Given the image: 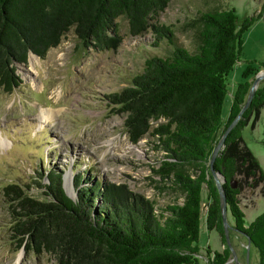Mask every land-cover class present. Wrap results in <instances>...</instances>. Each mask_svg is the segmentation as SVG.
<instances>
[{
	"label": "trees",
	"instance_id": "trees-1",
	"mask_svg": "<svg viewBox=\"0 0 264 264\" xmlns=\"http://www.w3.org/2000/svg\"><path fill=\"white\" fill-rule=\"evenodd\" d=\"M169 1L0 0V88L6 93L22 83L17 65L25 64L30 52L44 58L70 29L80 49L116 50L122 40L116 19L123 17L129 35L150 33L153 46L161 41L168 44V54L146 57L142 70L106 99L112 111L126 114L123 126L132 143L147 134L156 137L165 152L156 172L181 197L180 203L157 209L153 200L125 184L104 182L89 173L74 177L76 196L71 198L62 173L51 169L48 182L37 183L44 190L42 199L17 183L2 187L18 249L43 250L56 264H197L203 185L207 228L216 229L224 239L219 193L209 162L246 101L250 66L242 72L244 81L237 83L223 121L227 76L240 58L244 33L260 14L239 21L234 8L198 11L183 23L191 30L190 51L177 42L171 25L154 17ZM263 105L264 86L255 90L213 162L214 172L224 179L226 207L234 226L256 248L258 264H264V211L245 225L238 189L230 181L241 166L251 175L258 170L263 178L257 161L238 151L247 117ZM262 144L264 151V140ZM212 255L207 264H225L230 252L225 248Z\"/></svg>",
	"mask_w": 264,
	"mask_h": 264
},
{
	"label": "rangeland",
	"instance_id": "rangeland-1",
	"mask_svg": "<svg viewBox=\"0 0 264 264\" xmlns=\"http://www.w3.org/2000/svg\"><path fill=\"white\" fill-rule=\"evenodd\" d=\"M213 7L234 8L239 21L260 14L244 33L240 58L227 76L228 93L222 111L226 121L236 85L244 81L242 72L246 66L253 72L247 78L250 87L257 75H264V0H170L154 17L159 23L171 25L177 42L191 51V30L183 28V23L198 11ZM116 22L122 36L116 50L80 49L70 29L44 58L29 53L27 62L17 65L20 86L11 93L0 88V264H56L43 250L35 253L30 248H17L10 231V208L2 195L6 184L17 183L29 195L42 199L44 190L37 183L46 184V175L53 169L62 173L63 187L71 198L76 196L74 177L90 173L104 182L125 184L153 200L157 209L181 202L171 182L163 181L156 172L165 159L156 137L147 134L132 143L123 126L126 114L112 111L106 99L142 70L146 57L165 56L169 46L165 41L153 46L150 33L129 35L123 17ZM262 86L264 76L255 90ZM263 140L264 105L249 114L238 143L239 153L257 161L263 178L258 170L248 174L245 166L239 167L232 178L245 225L264 211ZM201 196L197 264H207L213 251L225 248L230 252L225 264H258L256 248L236 230L227 207L228 243L224 228V239L216 229L207 228L205 185Z\"/></svg>",
	"mask_w": 264,
	"mask_h": 264
},
{
	"label": "water",
	"instance_id": "water-1",
	"mask_svg": "<svg viewBox=\"0 0 264 264\" xmlns=\"http://www.w3.org/2000/svg\"><path fill=\"white\" fill-rule=\"evenodd\" d=\"M262 76H264V75H257L255 77V79H254V81H253V83L249 89L248 96H247L245 103L243 104L242 108L240 109L238 115L231 121V123L224 130L223 134L221 135L220 139L218 140L217 144L215 145V147L212 151L211 157H210L209 167H210V171L212 173L215 185H216L218 193H219V200H220V204H221V218H222V222H223V228H224V234H225L226 240H227V230L228 229H227L226 216H225V214H226L225 192H224V188L222 185V182H224V179L220 178L219 172H217V173L214 172L213 162H214L216 156L218 155V152L223 149L224 141H225L227 134L230 132L232 127L237 123V121L241 117L242 113L244 112V110L247 108V106L251 102V99L254 95L256 83L262 78ZM230 186L232 188H234L235 182L231 180ZM243 235H245V234H243ZM246 238H247L248 244H250L251 242H250V239L248 238V236H246ZM227 243H228V240H227ZM246 264H248V262H246Z\"/></svg>",
	"mask_w": 264,
	"mask_h": 264
},
{
	"label": "bare ground",
	"instance_id": "bare-ground-1",
	"mask_svg": "<svg viewBox=\"0 0 264 264\" xmlns=\"http://www.w3.org/2000/svg\"><path fill=\"white\" fill-rule=\"evenodd\" d=\"M64 181V180H63Z\"/></svg>",
	"mask_w": 264,
	"mask_h": 264
}]
</instances>
